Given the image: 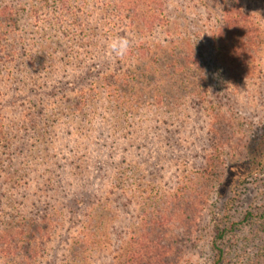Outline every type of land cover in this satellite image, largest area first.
<instances>
[{"label":"rangeland","instance_id":"obj_1","mask_svg":"<svg viewBox=\"0 0 264 264\" xmlns=\"http://www.w3.org/2000/svg\"><path fill=\"white\" fill-rule=\"evenodd\" d=\"M217 249L264 264V0H0V264Z\"/></svg>","mask_w":264,"mask_h":264},{"label":"clouds","instance_id":"obj_2","mask_svg":"<svg viewBox=\"0 0 264 264\" xmlns=\"http://www.w3.org/2000/svg\"><path fill=\"white\" fill-rule=\"evenodd\" d=\"M105 47L110 56L123 60L130 55L133 47V41L127 35H117L110 38L106 42Z\"/></svg>","mask_w":264,"mask_h":264},{"label":"trees","instance_id":"obj_3","mask_svg":"<svg viewBox=\"0 0 264 264\" xmlns=\"http://www.w3.org/2000/svg\"><path fill=\"white\" fill-rule=\"evenodd\" d=\"M221 236H222V230L219 228V226L218 227H216V236H215V239H217V238H221ZM218 251H217V260H215V262H214V264H220L219 262H220V259H221V256H222V251H221V249H217Z\"/></svg>","mask_w":264,"mask_h":264}]
</instances>
